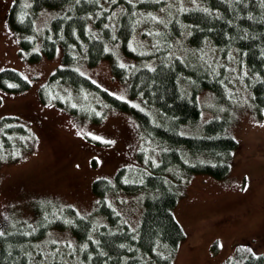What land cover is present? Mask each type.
Listing matches in <instances>:
<instances>
[{"label": "trees", "instance_id": "trees-1", "mask_svg": "<svg viewBox=\"0 0 264 264\" xmlns=\"http://www.w3.org/2000/svg\"><path fill=\"white\" fill-rule=\"evenodd\" d=\"M44 7L57 13L41 32L38 52L31 50L34 23ZM7 21L18 35L19 51L30 60L41 53L52 57L58 45L62 48V64L39 88L41 101L91 122L111 107L130 112L143 143L136 153L139 163L118 168L111 179L92 180L93 212L80 215L47 198L36 203L33 220L3 226L0 264H173L185 236L173 214L180 186L193 173L225 176L238 147L227 109L199 124V92L207 89L217 103L229 104L240 81L252 110L264 114V0H13ZM102 59L142 105L112 94L76 68L78 61L95 65ZM29 85L19 71L0 70L1 88L19 91ZM195 125V132L186 131ZM29 133L21 118L0 117V159L16 158L5 155L11 147L26 150L22 142ZM139 192L143 209L132 228L111 199ZM54 231L69 237L43 241ZM222 264H264V251L237 243Z\"/></svg>", "mask_w": 264, "mask_h": 264}, {"label": "rangeland", "instance_id": "rangeland-1", "mask_svg": "<svg viewBox=\"0 0 264 264\" xmlns=\"http://www.w3.org/2000/svg\"><path fill=\"white\" fill-rule=\"evenodd\" d=\"M12 2L0 0V70L13 68L30 85L19 91L0 87V117L15 115L28 122L26 139H31L22 142L29 150L17 152L11 147L5 155L15 154L17 158L0 160V230L21 220H33L36 203L47 198L73 206L80 215L93 212L97 198L91 191L92 180L111 179L118 168L139 163L136 153L143 143L139 123L130 112L111 107L100 121L91 122L52 101L39 99V87L62 64V48L58 45L52 57L41 53L38 59L30 60L24 56L19 51L18 35L7 21ZM56 13L55 8L40 9L34 23L37 38L31 50L41 52V32ZM76 68L112 94L142 105L140 99L129 95L127 83L111 74L108 59L95 65L81 60ZM230 68L228 74L233 71ZM240 83L229 104L217 103L207 89L198 94L202 106L199 124L227 109L233 116L229 129L238 147L225 176L193 173L180 186L173 214L185 236L173 264H222L237 243L248 244L255 252L264 251V114L252 110L250 93ZM197 126L186 131L195 132ZM141 195L118 193L111 199L132 228L140 220ZM54 232L43 241L69 237L68 232Z\"/></svg>", "mask_w": 264, "mask_h": 264}]
</instances>
